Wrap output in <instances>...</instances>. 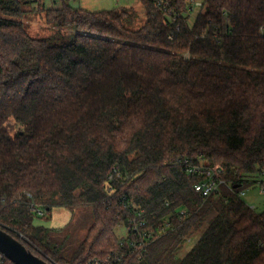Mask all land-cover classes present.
Instances as JSON below:
<instances>
[{
  "label": "trees",
  "instance_id": "obj_1",
  "mask_svg": "<svg viewBox=\"0 0 264 264\" xmlns=\"http://www.w3.org/2000/svg\"><path fill=\"white\" fill-rule=\"evenodd\" d=\"M140 1L138 30L55 1L47 22L78 31L57 44L0 0V228L50 264H87L144 210L158 232L124 264H264V211L239 196L264 170V0ZM188 163L223 166L227 185L203 198ZM82 206L93 223L64 259L34 221Z\"/></svg>",
  "mask_w": 264,
  "mask_h": 264
},
{
  "label": "rangeland",
  "instance_id": "obj_2",
  "mask_svg": "<svg viewBox=\"0 0 264 264\" xmlns=\"http://www.w3.org/2000/svg\"><path fill=\"white\" fill-rule=\"evenodd\" d=\"M26 13L22 21L27 27L29 34L34 38H48L57 44L70 42L77 35L75 27H56L46 20L45 8L54 6L58 0H23ZM73 8H82L87 11H109L120 9L126 11L124 25L131 30L140 29L146 21V12L140 0H69ZM196 12L191 19L194 20ZM255 183L245 185V195L242 199L256 212L264 211V193L261 182H264V175L257 174L253 177ZM93 223V210L91 206H82L74 211L66 207H54L47 218L37 217L34 221L36 226L52 229L53 245L57 246L60 255L64 259H70L80 244L85 239L88 229ZM118 236H124V227L117 230ZM192 244L184 248L180 256H183Z\"/></svg>",
  "mask_w": 264,
  "mask_h": 264
},
{
  "label": "built area",
  "instance_id": "obj_3",
  "mask_svg": "<svg viewBox=\"0 0 264 264\" xmlns=\"http://www.w3.org/2000/svg\"><path fill=\"white\" fill-rule=\"evenodd\" d=\"M159 5H161L159 3ZM202 7L201 2L194 3L192 11ZM187 163V161H186ZM187 172L197 175L200 181L194 185L195 192L203 198H208L220 191L221 187L227 185L225 179L226 170L221 165L207 166L202 163L200 165L187 164ZM117 176L121 175L120 171H115ZM264 175V170L260 172ZM262 192L264 193V182H261ZM245 192L239 193L243 197ZM254 208V207H253ZM186 215L185 209H179L180 219ZM158 232L153 226L149 225L144 210L136 213L135 217L130 220L129 225L125 228V235L119 237V248L103 258L91 259L87 264H124L128 256L137 254L142 256L147 253L148 246ZM0 264H4L3 255L0 254Z\"/></svg>",
  "mask_w": 264,
  "mask_h": 264
},
{
  "label": "water",
  "instance_id": "obj_4",
  "mask_svg": "<svg viewBox=\"0 0 264 264\" xmlns=\"http://www.w3.org/2000/svg\"><path fill=\"white\" fill-rule=\"evenodd\" d=\"M0 254L13 264H50L0 228Z\"/></svg>",
  "mask_w": 264,
  "mask_h": 264
},
{
  "label": "crops",
  "instance_id": "obj_5",
  "mask_svg": "<svg viewBox=\"0 0 264 264\" xmlns=\"http://www.w3.org/2000/svg\"><path fill=\"white\" fill-rule=\"evenodd\" d=\"M124 230H125V228H124Z\"/></svg>",
  "mask_w": 264,
  "mask_h": 264
}]
</instances>
